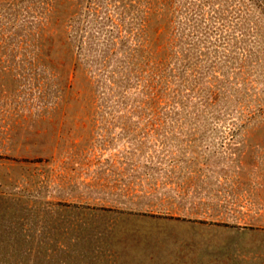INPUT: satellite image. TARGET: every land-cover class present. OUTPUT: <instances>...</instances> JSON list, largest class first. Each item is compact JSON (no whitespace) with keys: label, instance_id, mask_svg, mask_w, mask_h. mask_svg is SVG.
Instances as JSON below:
<instances>
[{"label":"rangeland","instance_id":"374dc122","mask_svg":"<svg viewBox=\"0 0 264 264\" xmlns=\"http://www.w3.org/2000/svg\"><path fill=\"white\" fill-rule=\"evenodd\" d=\"M121 143L231 178L240 250L193 263L264 264V0H0V264H114L65 198Z\"/></svg>","mask_w":264,"mask_h":264},{"label":"crops","instance_id":"0c3cea01","mask_svg":"<svg viewBox=\"0 0 264 264\" xmlns=\"http://www.w3.org/2000/svg\"><path fill=\"white\" fill-rule=\"evenodd\" d=\"M89 153L94 155L79 163L65 203L94 214L95 227H103L96 236L116 238L106 259L114 264H195V254L240 250V228H234V217L227 214L231 205L226 207L224 190H219L231 178L207 164L201 171L193 152L176 151L185 157L174 158L165 149L121 143ZM208 260L220 264L214 255Z\"/></svg>","mask_w":264,"mask_h":264}]
</instances>
